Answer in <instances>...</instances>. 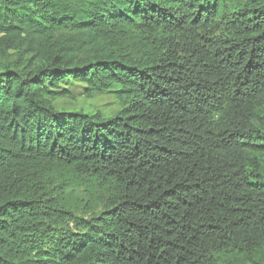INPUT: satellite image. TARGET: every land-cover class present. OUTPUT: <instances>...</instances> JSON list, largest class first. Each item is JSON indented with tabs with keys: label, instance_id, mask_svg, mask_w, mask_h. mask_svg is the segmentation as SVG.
<instances>
[{
	"label": "trees",
	"instance_id": "16d2710c",
	"mask_svg": "<svg viewBox=\"0 0 264 264\" xmlns=\"http://www.w3.org/2000/svg\"><path fill=\"white\" fill-rule=\"evenodd\" d=\"M263 263L264 0H0V264Z\"/></svg>",
	"mask_w": 264,
	"mask_h": 264
},
{
	"label": "rangeland",
	"instance_id": "374dc122",
	"mask_svg": "<svg viewBox=\"0 0 264 264\" xmlns=\"http://www.w3.org/2000/svg\"><path fill=\"white\" fill-rule=\"evenodd\" d=\"M61 90L71 93V97L55 102L56 109L61 112L100 113L103 117L109 118L121 107L120 101L113 92L88 94L84 85L74 80L65 81L61 85Z\"/></svg>",
	"mask_w": 264,
	"mask_h": 264
}]
</instances>
